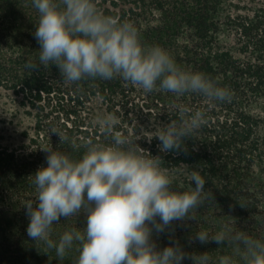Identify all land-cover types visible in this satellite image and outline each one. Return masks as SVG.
I'll list each match as a JSON object with an SVG mask.
<instances>
[{
  "label": "trees",
  "instance_id": "obj_1",
  "mask_svg": "<svg viewBox=\"0 0 264 264\" xmlns=\"http://www.w3.org/2000/svg\"><path fill=\"white\" fill-rule=\"evenodd\" d=\"M106 16L130 21L141 43L159 45L178 66L200 72L231 93L228 102H210L199 94L175 96L156 89L146 93L117 77L66 83L55 65L25 68L38 63L35 39L39 14L32 0H0V92L13 99L32 125L20 133L17 146L0 143V264H74L78 245L60 259L54 249L28 237V202L36 203L31 181L47 167L49 149L79 159L89 140L110 143L93 121L103 114L118 117L116 130L134 140L143 155L159 157L175 192L195 187L189 171L201 173L204 191L211 193L189 213L174 220L162 233L152 232L157 250L178 244L192 257L207 253L210 264L230 256L244 264L234 247L213 241L201 243L196 233L210 236L221 230L243 232L264 240V0H95ZM197 110L204 123L186 137L180 150H159L158 129ZM53 128L68 139L60 141ZM139 137V139H137ZM137 139V140H136ZM187 172L182 175L181 172ZM171 178V177H169ZM86 213L54 222L51 239L66 230L83 232ZM159 222V218H157ZM151 227V225H149Z\"/></svg>",
  "mask_w": 264,
  "mask_h": 264
},
{
  "label": "clouds",
  "instance_id": "obj_2",
  "mask_svg": "<svg viewBox=\"0 0 264 264\" xmlns=\"http://www.w3.org/2000/svg\"><path fill=\"white\" fill-rule=\"evenodd\" d=\"M32 5L39 14L34 35L40 51L38 63L25 64L30 71L55 65L66 83L119 77L146 93L159 89L175 96L199 94L210 102L231 100L227 88L203 73L183 70L161 46L143 45L134 23L102 14L95 0H32ZM187 111L181 108L179 120L158 129L161 152L180 150L184 138L204 123L202 111L186 117ZM93 123L110 143L89 140L79 159L49 149L47 167L30 178L37 198L35 204L25 205L28 237L54 249L60 259L78 245L74 264H183L187 254L178 244L157 250L151 236L153 230L164 232L174 220L191 218L192 209L211 199L204 191V177L191 170L188 175L195 187L172 191L161 159L143 155L134 140L116 130L115 114L98 116ZM51 133L60 141L68 139L56 128ZM81 212L87 217L83 232L70 229L58 240L50 238L54 222ZM196 238L202 244L234 247L244 264H264L262 239L229 230L212 236L200 231ZM192 259L194 264H210L207 253ZM219 264H232V258L222 256Z\"/></svg>",
  "mask_w": 264,
  "mask_h": 264
},
{
  "label": "rangeland",
  "instance_id": "obj_3",
  "mask_svg": "<svg viewBox=\"0 0 264 264\" xmlns=\"http://www.w3.org/2000/svg\"><path fill=\"white\" fill-rule=\"evenodd\" d=\"M32 125V121L20 115L16 103L4 92H0V143L17 146L21 143L20 133ZM179 172L172 173L169 177L174 181ZM187 175V172H181Z\"/></svg>",
  "mask_w": 264,
  "mask_h": 264
}]
</instances>
